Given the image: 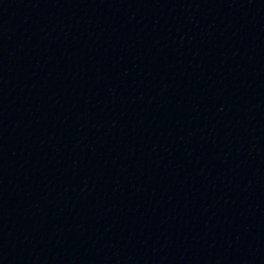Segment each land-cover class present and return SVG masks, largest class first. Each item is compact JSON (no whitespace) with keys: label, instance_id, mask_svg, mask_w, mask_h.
Returning <instances> with one entry per match:
<instances>
[{"label":"water","instance_id":"water-1","mask_svg":"<svg viewBox=\"0 0 264 264\" xmlns=\"http://www.w3.org/2000/svg\"><path fill=\"white\" fill-rule=\"evenodd\" d=\"M0 264H264V0H0Z\"/></svg>","mask_w":264,"mask_h":264}]
</instances>
